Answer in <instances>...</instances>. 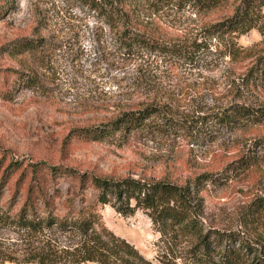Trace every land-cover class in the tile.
Segmentation results:
<instances>
[{
  "label": "rangeland",
  "instance_id": "374dc122",
  "mask_svg": "<svg viewBox=\"0 0 264 264\" xmlns=\"http://www.w3.org/2000/svg\"><path fill=\"white\" fill-rule=\"evenodd\" d=\"M84 2L0 0V154L15 162L67 169L85 181L130 177L188 186L200 207L193 230L177 228L161 236L142 210L122 216L114 205L99 206L105 226L147 260L189 262L199 236L211 233V239L231 235L259 248L264 219L254 222L250 204L264 196V156L250 152L258 166L248 171L235 170L234 163L264 135V122L228 127L212 116L234 106L264 109V7L255 29L226 40L238 55L224 54L227 50L212 39L211 48L221 53L192 67L155 53H124L114 29ZM230 10L226 5L203 17L192 10L143 13L141 22L155 39L179 44L201 41L202 24L226 18ZM24 43L33 51H22ZM146 106L157 108L175 126L152 117L144 129L93 137L96 127ZM73 178L58 179L60 203L94 200L91 187L84 183L81 189ZM9 202L5 193L1 204ZM21 234L0 222V258H16ZM52 237L53 246L61 248L73 249L78 242L69 234ZM255 253L245 257V264L255 262Z\"/></svg>",
  "mask_w": 264,
  "mask_h": 264
},
{
  "label": "trees",
  "instance_id": "16d2710c",
  "mask_svg": "<svg viewBox=\"0 0 264 264\" xmlns=\"http://www.w3.org/2000/svg\"><path fill=\"white\" fill-rule=\"evenodd\" d=\"M84 3L98 20L114 29L124 53H155L170 62L190 64L192 67L221 53L211 48L212 39H216L217 46L223 45L227 50L224 54L232 57L238 55L234 45L226 43V40L255 29L260 10L264 7V0H85ZM226 5H231L226 18L207 20L202 24L201 41L193 39L186 43H166L143 31V13L152 16L169 11L180 13L192 10L197 17H203L222 11ZM21 47L24 52L34 49L30 43H24ZM152 117H161L170 128L175 126L171 119L160 116L157 108L146 106L122 113L111 119L106 127H96L91 133L95 139L117 133L126 135L132 130L144 129L146 121ZM212 119L228 127L242 121L261 123L264 122V109L234 106L214 114ZM253 147L235 161V170L241 172L251 167L257 168L258 161L254 162L250 152H259L264 156V135L256 138ZM64 176L74 177L81 189H86L84 183H87L94 192V200L76 205L72 200L60 203L58 179ZM201 177L215 183L212 177ZM5 193L10 194L11 202L3 205L1 198ZM106 204L114 205L122 216L142 210L161 236L167 230L177 228L193 230L199 223L200 207L185 184L169 179L153 181L130 177L118 180L91 177L85 181L67 169L44 163L15 162L2 153L0 222L22 233L23 245L17 251L16 258L2 257L0 260L17 264H176L147 260L134 245L110 231L99 213V206ZM250 206L254 222L264 219V196L253 199ZM53 233L72 235L78 238V242L73 249L59 245L54 247ZM211 235L199 236V243L193 248L189 262L183 264H245V257L253 252H256L255 262L251 264H264V244H259L256 249L244 238L236 240L235 236L217 234L211 239Z\"/></svg>",
  "mask_w": 264,
  "mask_h": 264
}]
</instances>
